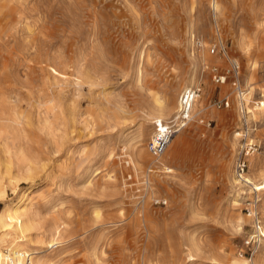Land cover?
<instances>
[{
  "label": "rangeland",
  "instance_id": "374dc122",
  "mask_svg": "<svg viewBox=\"0 0 264 264\" xmlns=\"http://www.w3.org/2000/svg\"><path fill=\"white\" fill-rule=\"evenodd\" d=\"M216 1L0 0V215L26 209V250L56 241L53 264L249 260L233 167L250 152L264 223V0ZM191 72L181 153L139 160L153 98L172 102Z\"/></svg>",
  "mask_w": 264,
  "mask_h": 264
},
{
  "label": "bare ground",
  "instance_id": "6f19581e",
  "mask_svg": "<svg viewBox=\"0 0 264 264\" xmlns=\"http://www.w3.org/2000/svg\"><path fill=\"white\" fill-rule=\"evenodd\" d=\"M212 3H213V6L215 7V9H217L218 8L217 1L213 0ZM190 35L192 37V33ZM193 60L195 61V63L198 66H201V64L203 62L205 64V58L204 57H203V59H200V61H198V63H197L196 59H193ZM231 63H233V62L231 61ZM197 83H198V74H196L195 72H191L188 74L186 80L179 84L178 89H177L178 95H177L176 99H174L172 102L167 100L166 97H163L162 99L154 97L152 100V108L148 114V119L150 121L149 122L150 125L149 124L148 125L150 127L151 124L154 123V131H153L152 126L150 127V130H149L148 129L149 127L147 125V126H145V128L143 127L141 129L140 136L147 135L146 134L147 131H150V134H152L153 132L155 133V124L156 123L166 122V121L174 118L175 113H176V116H178L181 109L183 108V106H182L183 94L185 93V91L193 89L194 87H196V85H198ZM247 95H249V94H247ZM246 96H244V94H243V97H242V95H240V97H238V100L240 101V103L242 105L244 104V101L247 100ZM239 101H238V104H239ZM262 104H264V103H262ZM172 113H174V114L171 116ZM183 133H184V129L180 130L173 137V139L171 140V142L167 148V153H169L171 151L175 156L179 155V153H181V151L183 149V144L186 143L184 138H183ZM236 141H237V139L235 138L233 144H235ZM146 152H147V150H146ZM146 152L145 151L144 152L139 151L137 154V158L141 161L149 162L151 165H153L155 167H164V164L159 162L158 159L151 160L148 156V153L146 154ZM126 157H127V162H125V164L129 168H130V165L133 168H135V163L132 160V158L130 156H127V155H126ZM233 180L232 181L235 184V186L238 188V190L242 191L243 188L238 185V183L236 182V180L234 178V175H233ZM247 180L249 181L250 184H252L249 179H247ZM2 192H3V190H2ZM8 209H9V207H8ZM24 210H26V209L25 208L24 209L14 208L11 210H6V211H4L3 214L0 215V236L5 235L9 238V242H4L3 240L0 239V264H20L21 258L27 254L31 255V264H53L51 259H49V253L52 251V246L57 244L56 241L51 240V239L48 240L46 242L44 248L37 246L38 247L37 249L36 248L34 249L33 247H32L33 249H30V250L25 249V246L23 244L24 240H22V239L27 235L26 232L29 229L28 227H29L31 218L28 215H26ZM26 237H28V236H26ZM29 237L31 238V236H29ZM31 242L35 243V241H33V240ZM3 246H5L3 248L5 250V253L4 252L2 253V250H1ZM192 252H193V249H187L186 248L185 256H186V259H188L189 261H193L194 257L192 256V254H193ZM231 264H254V262L251 259V260H243V261H239V262L233 261Z\"/></svg>",
  "mask_w": 264,
  "mask_h": 264
},
{
  "label": "built area",
  "instance_id": "2783aa9c",
  "mask_svg": "<svg viewBox=\"0 0 264 264\" xmlns=\"http://www.w3.org/2000/svg\"><path fill=\"white\" fill-rule=\"evenodd\" d=\"M234 70L235 66H232ZM215 72V70H212ZM213 81L217 84H223L226 81L225 76H221L219 74H213ZM200 94L199 88H193L185 91L182 96V106L180 113L178 116L162 123L155 124V133L147 140L146 142V150L147 152L154 157L155 159L163 156L167 148L173 139V137L182 129H184L187 123L190 121V109L191 104L194 99H197ZM249 151H245L242 155H240L233 167V175L239 186L243 188L244 191H247L250 195L248 202L245 204V215L250 220L251 226V234L245 240L244 246L246 252L243 251L246 255H248V259H253V256L257 252L261 241L264 240V223L261 220L259 213V201L260 197L258 196L259 191L253 185L249 183L247 176V162L246 156L249 154ZM154 204H162L165 203L163 201H154ZM20 264H31V255L27 254L21 258Z\"/></svg>",
  "mask_w": 264,
  "mask_h": 264
}]
</instances>
